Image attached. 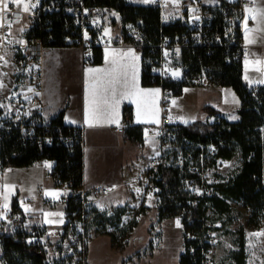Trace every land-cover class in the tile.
<instances>
[{
    "label": "built area",
    "instance_id": "built-area-1",
    "mask_svg": "<svg viewBox=\"0 0 264 264\" xmlns=\"http://www.w3.org/2000/svg\"><path fill=\"white\" fill-rule=\"evenodd\" d=\"M4 4L7 8L0 11V140L4 135L14 133L22 144H35L41 153L46 146L56 143L63 144L71 154L77 148L84 149L83 125L54 124L42 115L44 52L51 47V38L45 36L46 32H50L45 19L54 11L70 16L71 34L66 38L65 46L77 47L85 62H93L98 49L102 50L110 44L123 45L128 41L127 37L138 38V31L107 34L102 29V22L112 18L120 20L121 11L113 6L90 5L86 0H19V3L0 0V8ZM148 4L159 8L162 25L178 20L183 31L172 36L162 34L159 42L151 45L155 57L148 58V62L154 80L161 88V118L158 125L160 153L149 158L147 187L153 192L159 190L155 180L162 168L171 164L182 165L187 172L183 185L188 192L189 203L197 204L215 193L224 170L232 161L219 155V148L214 143L196 142L178 135L172 104L176 83L181 77L175 74V70L180 68L181 71L183 49L190 42L200 46L220 45L232 52L234 59L242 63L249 60L250 45L245 40L243 22L246 9L254 5V1L236 0L232 4L220 3L219 6L207 5L202 0H148ZM25 5H28L27 11ZM218 13L224 18L220 29L216 27ZM134 44L141 53L147 46L142 41ZM262 49L264 54V45ZM230 61L228 57L226 63ZM189 79L197 85L211 83L205 70ZM117 130L124 133L125 127L120 126ZM262 132L264 135V127ZM48 177L66 189L60 197L63 204L61 225L32 224L28 213L18 210L11 211V226L28 232V243L37 244L49 258L57 257L62 264H89L91 197L106 195L110 189L104 186L76 187L72 180L62 182L56 166L48 172ZM262 182L264 186V176ZM32 200L30 198L27 202ZM192 225L191 220L183 223L184 237L192 239L200 236L204 243L201 264H214L213 252L219 241V224L207 212L201 217L199 234L189 229Z\"/></svg>",
    "mask_w": 264,
    "mask_h": 264
},
{
    "label": "trees",
    "instance_id": "trees-1",
    "mask_svg": "<svg viewBox=\"0 0 264 264\" xmlns=\"http://www.w3.org/2000/svg\"><path fill=\"white\" fill-rule=\"evenodd\" d=\"M90 5H107L117 7L121 11L123 32L137 30L138 38L127 37L133 43H146L142 52L144 69L142 81L144 85L157 84L151 72L148 58L155 57L153 46L159 42L161 35L172 36L181 33L183 28L178 20H173L168 25L161 24L160 10L157 6L145 3H133L128 0H86ZM222 4L234 2L222 0ZM220 5V4H219ZM218 5V6H219ZM70 16L62 11H54L47 15L45 21L50 27V32L45 36L51 38L49 46L61 47L66 45V38L71 34ZM224 18L218 13L217 29ZM130 27V28H129ZM232 51V50H231ZM231 61L226 63L227 58ZM102 60V50H96L93 62ZM243 63L232 57V52L220 45L200 46L192 42L183 49L181 79L176 83V94L184 86L193 85L190 77L205 70L211 83L232 87L240 98L238 108L239 120L229 121L224 117L214 122L208 119L198 122L176 124L180 137H187L196 142L214 143L219 148V155L241 160L240 165L232 171L216 188L215 193L197 204L189 203V195L184 188L183 179L187 176L184 166L178 164L166 165L161 174L156 178L159 190L154 194L159 198V219L181 216L182 222L191 220L189 227L194 233L201 231V217L209 210L217 216L209 215L215 221L218 215L229 214L232 211L230 200L242 202L252 212V217L264 213V84L250 87L243 76ZM158 85V84H157ZM195 85V84H194ZM211 111L212 108H210ZM127 118H131L130 111H126ZM64 111L51 119L54 124L66 125L63 122ZM128 135L131 139L143 143V126L129 124ZM252 156L249 158V155ZM84 149L77 148L74 154L67 152L63 144L46 146L41 153L35 144H22L14 133L6 134L0 140L1 167H28L42 158L55 160L61 181L72 180L76 187H81L84 181ZM54 166V167H55ZM21 210L17 196L12 202V211ZM126 213L124 206L116 209L114 214L98 211L90 206L89 219L93 214V223L103 226L118 224ZM89 222V220H88ZM131 228L134 224H131ZM103 229L104 226H103ZM184 230V229H183ZM238 238L239 250L234 253L239 264H245L246 242L245 229L240 228ZM184 235V233H183ZM28 232L18 231L11 226L10 220H0V240L2 245V264H62L57 257H48L39 250L37 244L28 243ZM204 243L200 236L192 239L184 237V251L180 255L179 264H201Z\"/></svg>",
    "mask_w": 264,
    "mask_h": 264
},
{
    "label": "crops",
    "instance_id": "crops-1",
    "mask_svg": "<svg viewBox=\"0 0 264 264\" xmlns=\"http://www.w3.org/2000/svg\"><path fill=\"white\" fill-rule=\"evenodd\" d=\"M174 1L177 2V0ZM202 1L210 6H218L222 0ZM226 1L234 2L236 0ZM253 1L254 5L246 9L244 16V35L246 42L250 45V52L259 47L263 53L264 0ZM138 3L148 4V0H139ZM101 25L103 31L109 35H119L123 32L121 19L117 20L116 23L105 20ZM243 64V76L250 87L264 84L263 71L260 72L257 79L250 81L247 77V71H250L251 68L249 64ZM143 69V55L137 46L129 40L123 45L110 44L104 47L100 62H85L77 47H47L44 52L42 115L46 119H52L60 111H64V124L84 126L83 185L86 188L104 186L110 189L106 195L92 196L96 207L100 209L104 204L105 206L119 205V202L112 201L116 197L127 198L130 193H140L143 187L147 186L146 173L149 168V158L160 153L158 125L161 118V88L157 84H143ZM191 86H184L181 92L174 96L172 111L175 124L203 121V119L195 121L191 119V111L196 107L197 101H194L193 104L189 103V105L186 102L185 106L182 104V97ZM200 87L204 88L203 93H211L217 96L225 108L222 111L213 106L205 107L204 111L208 113L207 119L210 122H214L220 117L229 121L239 120L240 99L232 109L231 107L226 108L225 99L228 91L226 86L210 83ZM210 108L214 111H211ZM126 111L131 112L130 119L125 117ZM129 124L143 126V143L134 141L129 137L126 130ZM120 126L125 127L124 133L118 132L117 128ZM114 150L117 151V156L109 155ZM139 150L145 151L147 155H142L137 160L135 154ZM132 153L133 155H131ZM236 159L239 158L231 159L232 162L228 168L233 165ZM139 160H142V165H137ZM240 162L239 159L234 170L238 168ZM38 165L45 167L48 173L55 166V160L49 158L38 160L28 167ZM228 168L222 174V181L225 179L224 173ZM0 170H5L1 167V161ZM54 186L62 189L59 194L53 193L55 191ZM38 189L39 196L32 197L33 200L30 203L27 202L30 198L25 201H20L18 198L21 210L28 213L32 224L44 223L50 227H58L59 225L47 222L46 218L56 211L61 214L63 204L60 202V197L66 193V189L56 185L51 179L50 182L45 179V184ZM109 197L112 199L108 200ZM106 201L107 203H105ZM231 201L235 200H230V203ZM7 211V219L10 220L12 208ZM166 219L147 224L143 222V225H146L149 230H153L151 233L155 237V234H160V232H154V230L164 228L167 223ZM216 222L221 228V222L218 219ZM261 228L257 227L256 230L261 231ZM105 240L100 237L97 238L101 250ZM108 242L109 240H107ZM183 251L184 235H182V249L176 264H179L180 255ZM152 257L139 256L138 263L132 264H145ZM105 258L108 256H90L89 264H106ZM132 258L129 256V262L132 261Z\"/></svg>",
    "mask_w": 264,
    "mask_h": 264
},
{
    "label": "rangeland",
    "instance_id": "rangeland-1",
    "mask_svg": "<svg viewBox=\"0 0 264 264\" xmlns=\"http://www.w3.org/2000/svg\"><path fill=\"white\" fill-rule=\"evenodd\" d=\"M130 2L138 3L139 0H130ZM109 21L112 23L117 22L114 18L109 19ZM262 40L264 43V37ZM244 63L249 64L251 68L250 71H247L248 79L250 81L257 79L260 72H264V54L261 48L252 49L249 60ZM175 74L181 77L180 69H177ZM200 86L203 85L193 84L182 97L183 106H185L186 102L189 105V103L193 104L194 101H197L196 107L191 111L192 121L207 119L208 113L204 111L205 107L213 106L222 111L225 109L221 104L222 101L217 96L211 93H203L204 88L202 89ZM226 87V90H228L225 99L226 108L231 107L232 109L240 98L232 87ZM111 154L112 156H117V151L114 150L112 153H109V155ZM135 155L138 160L142 155L146 156L147 154L145 151L139 150ZM238 160H234L233 165L225 171L224 178L238 165ZM140 164H143L142 160H139L137 165ZM45 179L50 182L45 167L41 165L34 167H6L5 170H0V220L8 218L7 210L12 208L14 196H17L20 201L39 196L38 188L45 184ZM56 187L54 186L55 191L53 193L59 194L62 189ZM111 199L109 197L108 200ZM114 200L119 202V205L105 206L104 204L100 209L96 207L93 197H91L90 206L96 208L98 211L114 214L117 208L124 206L126 213L116 225L105 223L103 225L105 229H103V226L92 222L94 217L91 214L88 225L89 258L90 256H108L104 260L106 264H132L138 263L139 256H153L145 264H176L182 249L183 229L181 216L166 219L167 223L164 228L154 230V232H160V234H155V237H153V230H149L146 225H143V222L147 224L149 222L160 221L158 210L159 198L153 191L144 186L140 193L133 192L127 198L116 197L112 201ZM231 204L233 209L229 214L218 215V221L221 222L222 227L220 228L219 241L213 252L214 264H239L234 253L239 250L238 238L241 227L245 229V242H247L245 264H263L264 213L251 219L253 211L245 207L243 203L231 201ZM209 212L213 216H217L212 210H209ZM46 220L53 225H61L62 223L59 211L48 215ZM131 224H134L133 228L130 227ZM257 227H262L261 231H257ZM99 237L106 239L102 245V250L100 244L97 243V238ZM107 240H109L108 243ZM129 256L133 257L130 262ZM0 264H2L1 240Z\"/></svg>",
    "mask_w": 264,
    "mask_h": 264
},
{
    "label": "snow or ice",
    "instance_id": "snow-or-ice-1",
    "mask_svg": "<svg viewBox=\"0 0 264 264\" xmlns=\"http://www.w3.org/2000/svg\"><path fill=\"white\" fill-rule=\"evenodd\" d=\"M13 3H19V0H13ZM24 7H25V11H27L28 10V5H25ZM6 8H7V4H4L3 8H0V11H3Z\"/></svg>",
    "mask_w": 264,
    "mask_h": 264
}]
</instances>
